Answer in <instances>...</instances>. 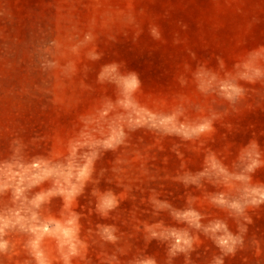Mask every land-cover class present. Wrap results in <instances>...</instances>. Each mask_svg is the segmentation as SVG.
<instances>
[{"label": "rangeland", "instance_id": "1", "mask_svg": "<svg viewBox=\"0 0 264 264\" xmlns=\"http://www.w3.org/2000/svg\"><path fill=\"white\" fill-rule=\"evenodd\" d=\"M86 34L93 40L73 52ZM93 48L100 57L95 61L87 55ZM252 56L264 57V0H0V185L8 186L0 193V215L19 205L12 199L18 187L29 185L23 195L31 199L51 187L52 180L73 182L80 161H69L70 141L116 142L122 130L143 123L148 112L179 109L187 120L215 113L213 132L185 141L138 128L115 151L102 153L95 165L97 171L106 169L99 185H89L75 201L52 198L41 215L60 220L79 214L78 237L86 249L84 259L73 264H89L94 250L88 249V241L96 227L90 233L87 223L90 215L99 216L90 195L93 187L122 195L118 207L100 219L114 225L115 216L122 215L123 232L133 230L131 216L164 218L153 214L147 202L155 190L172 205L195 201L204 216L201 223L222 219L235 233L236 221L208 201L221 186L207 181L185 186L174 177L201 171L215 160L239 171L238 157L253 141L264 154V80L240 81L245 94L229 104L214 93H201L194 78L201 66L219 78L236 75ZM53 60L54 70L48 67ZM111 63L122 72L134 71L141 81L135 102L125 107H114L115 86L99 79ZM69 64L74 71L66 74ZM253 182H264V167ZM175 188L187 192L166 190ZM247 214L251 223L243 247L227 257L262 260L264 204ZM177 225L187 228L184 222ZM120 231L119 226L118 235ZM190 231L200 234L194 248L199 255L219 254L210 239ZM26 238L10 234L14 247L0 255V264H34L24 248ZM42 247L52 264H60L53 259L55 241L45 238Z\"/></svg>", "mask_w": 264, "mask_h": 264}, {"label": "clouds", "instance_id": "2", "mask_svg": "<svg viewBox=\"0 0 264 264\" xmlns=\"http://www.w3.org/2000/svg\"><path fill=\"white\" fill-rule=\"evenodd\" d=\"M153 36L158 33L153 29ZM93 40L91 34H86L81 42L72 48L77 52L80 47ZM90 60L99 59V53L93 48L88 53ZM264 57L252 56L243 61L240 67L243 71L236 75H226L219 78L215 73L201 66L195 73L197 88L201 93H214L229 104H235L245 94V88L240 81L248 84L264 80ZM48 67L54 70L57 67L56 60L50 61ZM65 73L74 71L72 65H66ZM101 81L108 80L115 86L116 98L114 107H125L128 102H135L136 93L139 91L141 81L134 71L122 72L120 65L111 63L106 65L100 73ZM181 83H184L182 80ZM148 111V110H146ZM182 110L158 114L148 112L143 123L127 126V132L122 130V138L116 142L100 141L87 145L79 141H70L68 145V159H78L79 168L73 171L74 180L72 183H60L52 180L51 187L43 193L33 196L31 199L23 195L29 185L18 187L13 192V203L19 201V205L0 215V255L7 254L13 247L9 235L12 233L23 234L26 238L24 248L32 257L34 264H52L46 250L42 247L45 238L55 241L56 256L53 259L60 261V264H73V260L84 259L86 245L78 237L79 214L71 213L69 218L60 220L52 217H42L41 209L47 205L52 198L59 197L66 202L75 201L78 197L84 196L85 189L89 185H99L100 179L104 177L106 169L95 167L96 162L101 158L103 152L115 151L120 144L124 143L128 133L135 132L138 128H145L148 131L159 133L161 136H178L181 140L191 141L213 132V122L217 119L215 113L199 117L195 120L183 118ZM15 143V142H14ZM83 150V151H81ZM13 154H18L19 148H12ZM241 167L239 171L232 170L220 160L196 173L184 172L174 177L185 186H201V181H207L221 186L223 190L209 194L208 201L214 207L225 211L227 216L236 221L237 230H229L227 223L222 219L201 223L204 216L193 208L183 211L174 210L171 205L159 199V193L155 190L147 197V202L153 209V214L161 211H168L173 219L184 222L187 228L174 230L163 226L160 223L145 225V240L153 239L166 242L167 253L165 264H172L173 259L183 255L185 264H191L190 253L194 251V243L197 237L190 235L188 229L196 230L210 239L219 250L209 264H224V258L234 255L243 247L244 234L247 231L246 225L251 223L247 212L249 209L264 204V182H253L255 172L264 167V154L259 146L253 141L238 157ZM29 168L32 165H28ZM7 185H0V193L7 191ZM90 195L95 197V212L101 217H108L114 211L122 195L111 190L100 192L93 187ZM118 228L115 225L99 224L96 226L95 237L97 241L105 245H113L114 253L106 258V264H121L119 255L124 254L125 249L119 247L121 236L117 234ZM25 264H29L25 261ZM128 264H157L151 256H135L128 261Z\"/></svg>", "mask_w": 264, "mask_h": 264}, {"label": "crops", "instance_id": "3", "mask_svg": "<svg viewBox=\"0 0 264 264\" xmlns=\"http://www.w3.org/2000/svg\"><path fill=\"white\" fill-rule=\"evenodd\" d=\"M167 191H175L179 193H186L187 189H166ZM171 207L174 210L183 211L188 208L197 209L196 202L191 201L189 199L180 201L178 204L172 205L171 202H168ZM196 204V205H195ZM152 214H140L137 216H131V218L128 220V223L133 228L132 231L129 232H123L122 231V224L124 223V218L122 215L115 216L114 225L119 228L120 226V236L121 240L119 241V247L124 248L125 252L122 255H119V260L121 261V264H128V261L132 259L135 256H151L155 258L157 261V264H165L166 260V253H167V244L166 242H160L158 240L155 241V239L151 241L145 240V231L144 227L145 225H153L156 223H160L165 227L174 229V230H184L185 228H182L177 225L179 221L172 218V216L169 214L168 211H162L160 212V216H163L164 218L159 221L156 220ZM101 216L96 215H90L88 219V228L90 230V233L92 230H95V227L99 224H105V225H112V222L108 221H102L100 219ZM189 234L199 238L200 234L196 233L195 231L192 232L190 229H188ZM196 239V240H197ZM124 240V242H123ZM195 248V243H194ZM88 249H94L93 252L89 251V257L90 260L89 264H106V258L111 256L115 248L113 245H105L101 244L98 241H96L95 237H91L88 241ZM93 257V258H92ZM213 255L208 256H202L199 255L195 250L190 253V259L191 264H209L211 258ZM262 261V262H261ZM172 264H185V259L183 255H178L173 259ZM224 264H264V259H251V258H245V257H227L224 258Z\"/></svg>", "mask_w": 264, "mask_h": 264}]
</instances>
